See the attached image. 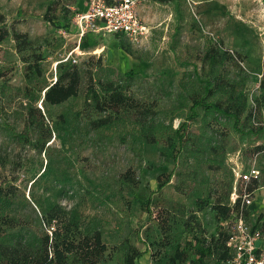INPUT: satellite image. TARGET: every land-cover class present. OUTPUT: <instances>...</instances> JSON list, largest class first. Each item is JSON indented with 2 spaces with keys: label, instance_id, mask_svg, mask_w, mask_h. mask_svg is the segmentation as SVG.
I'll use <instances>...</instances> for the list:
<instances>
[{
  "label": "rangeland",
  "instance_id": "rangeland-1",
  "mask_svg": "<svg viewBox=\"0 0 264 264\" xmlns=\"http://www.w3.org/2000/svg\"><path fill=\"white\" fill-rule=\"evenodd\" d=\"M51 1L0 0L7 27L25 33L44 55L39 77L24 68L21 54L29 51L19 53L11 35L0 42V180L14 188L9 212L16 211L21 222L33 221L37 201H57L98 220L109 246L106 264H123L125 238L147 250L149 264H169L174 250L191 239L192 222H199L206 237L226 226L204 202L231 206L233 192L239 195L245 185L236 173L254 165L259 179L245 219L252 224L257 214L264 216V155H254L260 137H240L224 117L200 111L188 121L186 148L177 155L173 132L186 120L192 98L203 93L196 75L214 86L209 100L230 107L245 102L241 120L264 125V0H183L180 15L171 2L146 0L136 7L148 28L139 43L80 27L77 15L90 0L61 2L54 23L47 22L43 14ZM90 55L112 69L95 71V78L123 85L118 105L103 103L101 111L84 93L42 106L50 136L28 125L23 106L55 79L56 63L69 57L81 64ZM130 67L129 79L124 72ZM100 116H110V122L92 128L91 120ZM170 171L156 190L157 175ZM139 224L138 240L133 230ZM189 256L195 257L193 251Z\"/></svg>",
  "mask_w": 264,
  "mask_h": 264
},
{
  "label": "trees",
  "instance_id": "trees-1",
  "mask_svg": "<svg viewBox=\"0 0 264 264\" xmlns=\"http://www.w3.org/2000/svg\"><path fill=\"white\" fill-rule=\"evenodd\" d=\"M74 0H52L46 5L43 18L47 22H53L57 18L55 14L56 7L63 2V5H69ZM159 2H171L178 15L181 14V2L183 0H157ZM68 11L64 9V12ZM54 23V22H53ZM59 25V24H55ZM118 34V33H114ZM12 36L16 42V49L19 53L24 50L27 54H21L24 68L27 73H34L37 76L42 75L41 63L44 55L39 48H35L29 42L25 33L10 30L5 23V16L0 8V42ZM124 49L129 48L122 44ZM56 77L50 83H44L36 98H27L23 106L25 120L28 125L37 126L44 130V135L50 136L51 130L47 123L45 112L42 106L55 105L66 101L68 98H77L86 93L95 101V107L105 111L103 103L108 105H118L121 101V87L118 79L113 80L110 77L95 78V71L102 68L112 71L110 66H103L100 56H88L83 63L73 62L71 58L61 60L56 63ZM195 70V69H193ZM125 77L131 78L134 74L133 68L125 70ZM3 71L0 70V77ZM196 75V74H195ZM195 78L203 83V93L192 98V104L188 108L186 120L174 129L179 147L177 155L186 148L188 121L194 119L200 111L204 113H215L217 117H224L230 122L231 129L240 137L258 136L262 139L261 143L254 146L256 154L264 155V125L253 122L247 124L241 120L242 111L245 102H240L233 106H223L218 101L209 100L213 95L214 86L208 79H201L198 75ZM264 87V79L261 80ZM100 93H103L101 99ZM41 98L40 105H36V99ZM109 99L110 102H107ZM1 109V103H0ZM216 117V118H217ZM249 117V116H248ZM110 122V116H100L91 120L92 128H100ZM8 129L29 141L27 133L17 132L13 126L7 124ZM177 157V156H176ZM175 157V159H176ZM172 174L161 173L157 175V189L160 190L168 181ZM166 179L162 180V176ZM259 178L249 179L247 190L252 193ZM231 188V187H230ZM229 188V189H230ZM229 192L227 191L226 199ZM15 192L13 186H4L0 180V264H106L108 261L109 246L102 240L100 224L98 220L86 219L85 216L74 208H66L60 202L51 200L37 201L38 213L32 208L35 217L33 221L19 220L17 212H9L14 202ZM240 200L237 197L230 206L227 202L206 200L204 204L215 210L220 217V221H232V213L237 212ZM248 207V206H247ZM247 207L243 208V215L248 213ZM31 208V207H30ZM195 216L191 214V218ZM190 218V219H191ZM190 219L187 225L190 224ZM246 220V219H245ZM188 228L191 231V239L186 242V247L176 248L169 257V264H220L227 259L232 258L233 251L227 245L229 232L225 226L220 227L216 234L209 237L204 236L199 231V222H192ZM196 225V226H195ZM143 225L139 224L133 230L136 239H140L139 233ZM253 228H258L264 232V216L257 214L255 221L251 224ZM123 264H136L139 257L147 250H140L128 238L124 239ZM193 251L195 257H190L189 253Z\"/></svg>",
  "mask_w": 264,
  "mask_h": 264
},
{
  "label": "built area",
  "instance_id": "built-area-1",
  "mask_svg": "<svg viewBox=\"0 0 264 264\" xmlns=\"http://www.w3.org/2000/svg\"><path fill=\"white\" fill-rule=\"evenodd\" d=\"M145 1L90 0L86 12L77 15L79 26L84 25L101 34L120 33L134 43L142 42L148 37V28L139 21L136 7ZM71 59L76 62L74 58ZM258 176L259 171L254 165L243 173H236L237 179L245 182L241 193L237 195L233 192L234 196L231 198L233 202L237 197L239 198V208L234 213L232 222H223L230 234L227 245L233 251V256L220 264H264V232L247 223L242 211L252 201L251 193L246 188V181L257 179Z\"/></svg>",
  "mask_w": 264,
  "mask_h": 264
},
{
  "label": "crops",
  "instance_id": "crops-1",
  "mask_svg": "<svg viewBox=\"0 0 264 264\" xmlns=\"http://www.w3.org/2000/svg\"><path fill=\"white\" fill-rule=\"evenodd\" d=\"M263 246H264V244H263ZM146 256H147V253L142 254V255L139 257V259L137 260V263H138V264H149V261H148V259L146 258Z\"/></svg>",
  "mask_w": 264,
  "mask_h": 264
},
{
  "label": "water",
  "instance_id": "water-1",
  "mask_svg": "<svg viewBox=\"0 0 264 264\" xmlns=\"http://www.w3.org/2000/svg\"><path fill=\"white\" fill-rule=\"evenodd\" d=\"M42 94H43V92H42Z\"/></svg>",
  "mask_w": 264,
  "mask_h": 264
}]
</instances>
